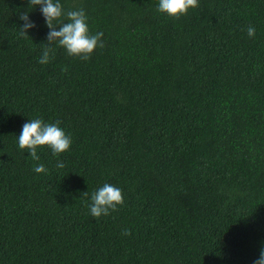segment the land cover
Returning a JSON list of instances; mask_svg holds the SVG:
<instances>
[{"label": "trees", "instance_id": "1", "mask_svg": "<svg viewBox=\"0 0 264 264\" xmlns=\"http://www.w3.org/2000/svg\"><path fill=\"white\" fill-rule=\"evenodd\" d=\"M59 3L103 33L87 61L53 45L38 63L49 32L40 6L0 0V264H254L264 247V0H199L178 19L158 0ZM36 118L60 121L70 148L38 147V160L19 149ZM106 183L123 204L96 218L90 197Z\"/></svg>", "mask_w": 264, "mask_h": 264}, {"label": "clouds", "instance_id": "2", "mask_svg": "<svg viewBox=\"0 0 264 264\" xmlns=\"http://www.w3.org/2000/svg\"><path fill=\"white\" fill-rule=\"evenodd\" d=\"M31 6H40V12L44 18L45 24L49 29L46 37L45 47L38 63L44 65L50 61V53H53V45L63 48L70 57H79L87 61L94 49L103 47L102 32L90 35L87 17L83 9L69 10L66 13L62 9L59 0H28ZM199 6V0H158L157 11L165 14L169 18L178 19L186 15L189 9H195ZM66 17V21H61V17ZM19 19L24 21L20 27V34L27 36L29 29L34 28L35 24L29 20L28 12L19 15ZM59 25V30H56ZM255 27H247V35L252 38L255 36ZM60 121L52 124L44 123L42 119L36 118L28 120L22 126V131L18 137V146L21 150H27L32 159L38 160V147H47L51 150L53 156H59L67 151L72 143L71 137L66 135L63 129L58 127ZM57 168H64L61 161H57ZM36 173H44V165L37 166ZM88 195L87 191L83 193ZM91 203L89 205L90 214L93 217L109 215L110 211L118 210V206L123 204V194L119 187L104 184L101 188L91 194ZM130 235L129 230L125 229L122 233ZM254 264H264V247L260 250V255Z\"/></svg>", "mask_w": 264, "mask_h": 264}]
</instances>
